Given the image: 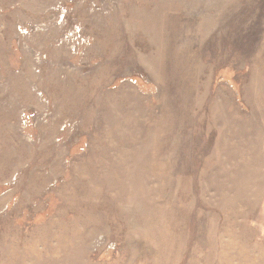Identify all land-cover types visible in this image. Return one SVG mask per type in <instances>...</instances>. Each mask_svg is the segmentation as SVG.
<instances>
[{
  "label": "rangeland",
  "instance_id": "374dc122",
  "mask_svg": "<svg viewBox=\"0 0 264 264\" xmlns=\"http://www.w3.org/2000/svg\"><path fill=\"white\" fill-rule=\"evenodd\" d=\"M0 264H264V0H0Z\"/></svg>",
  "mask_w": 264,
  "mask_h": 264
}]
</instances>
